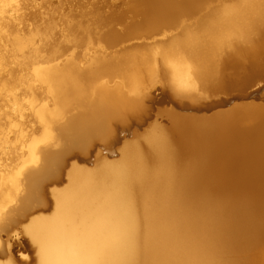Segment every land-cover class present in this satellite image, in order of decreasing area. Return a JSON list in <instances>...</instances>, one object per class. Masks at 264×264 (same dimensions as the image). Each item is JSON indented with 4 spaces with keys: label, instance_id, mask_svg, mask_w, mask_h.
I'll return each instance as SVG.
<instances>
[{
    "label": "bare ground",
    "instance_id": "6f19581e",
    "mask_svg": "<svg viewBox=\"0 0 264 264\" xmlns=\"http://www.w3.org/2000/svg\"><path fill=\"white\" fill-rule=\"evenodd\" d=\"M261 79L264 0H0V264H264Z\"/></svg>",
    "mask_w": 264,
    "mask_h": 264
},
{
    "label": "water",
    "instance_id": "95a60500",
    "mask_svg": "<svg viewBox=\"0 0 264 264\" xmlns=\"http://www.w3.org/2000/svg\"><path fill=\"white\" fill-rule=\"evenodd\" d=\"M156 90L158 92L155 91L153 93V95L155 96V99L153 101V104L151 103L152 109H151L150 113H152V117L154 116V113H155V110L157 109V106H159L160 104H163L164 102H166L168 100V97L166 94H164L165 93L164 91H162L160 88H158ZM246 93H247V95H243V97L234 95V93H232L229 96L222 95L221 98L219 97L217 99H213L212 101H208L206 103L218 102L219 99H221L222 101L225 100L227 102L220 105L223 108V107L230 106L231 102H233L235 100L236 101L255 100L257 102H259V101L264 102V79L257 80L252 86H250L247 89ZM232 95H234V96H232ZM215 108H217V107H214L213 109H215ZM200 112L203 113V112H206V110L200 111ZM207 113H210V112H207ZM135 126H139V125L134 123L133 125H131L130 129L124 130V131H119L117 138L115 139L118 143H115V146H119L121 144V141L124 139V137L130 136L131 130H133ZM138 128H141V127H138ZM97 150L101 151L103 154L105 153L108 155V153H107L108 151L106 149H104L103 147H96L94 149V151L89 152V154L91 155L92 158H93V155L95 154V151H97ZM80 154H82V156L76 157V160L80 163H87L86 158H85V154L84 153H80ZM74 159L75 158L72 159L71 156L67 157L66 161L63 165V170L69 168L71 165V161Z\"/></svg>",
    "mask_w": 264,
    "mask_h": 264
},
{
    "label": "rangeland",
    "instance_id": "374dc122",
    "mask_svg": "<svg viewBox=\"0 0 264 264\" xmlns=\"http://www.w3.org/2000/svg\"><path fill=\"white\" fill-rule=\"evenodd\" d=\"M115 1V0H114ZM159 86V85H158ZM160 88V87H159ZM158 89V88H157ZM158 92L157 90H156V87H153L152 88V92L154 93V92ZM168 104V103H167ZM168 105H170V104H168ZM161 120H162V117L160 116L159 117ZM164 118V117H163ZM159 119V120H160ZM165 119V118H164ZM13 240V239H12ZM21 241H23V238H19V239H16V240H13V244H14V246H16V245H18L19 243H21ZM16 249H18V247L16 248ZM28 252H29V255H30V257H33V255H34V252L32 251V250H28Z\"/></svg>",
    "mask_w": 264,
    "mask_h": 264
}]
</instances>
